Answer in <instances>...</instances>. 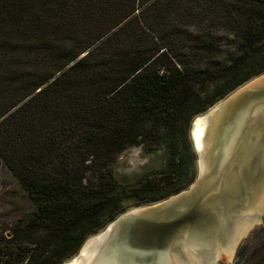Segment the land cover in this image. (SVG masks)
I'll list each match as a JSON object with an SVG mask.
<instances>
[{"label": "trees", "instance_id": "1", "mask_svg": "<svg viewBox=\"0 0 264 264\" xmlns=\"http://www.w3.org/2000/svg\"><path fill=\"white\" fill-rule=\"evenodd\" d=\"M166 2L0 0V164L30 203L0 264H62L128 209L186 189L191 119L264 72V0H176V24ZM145 145L159 167L119 179L117 156ZM236 258L264 264V217Z\"/></svg>", "mask_w": 264, "mask_h": 264}, {"label": "water", "instance_id": "2", "mask_svg": "<svg viewBox=\"0 0 264 264\" xmlns=\"http://www.w3.org/2000/svg\"><path fill=\"white\" fill-rule=\"evenodd\" d=\"M190 135L198 172L188 188L120 214L67 262L90 264L102 253L114 264L231 263L264 214V72L197 115Z\"/></svg>", "mask_w": 264, "mask_h": 264}, {"label": "rangeland", "instance_id": "3", "mask_svg": "<svg viewBox=\"0 0 264 264\" xmlns=\"http://www.w3.org/2000/svg\"><path fill=\"white\" fill-rule=\"evenodd\" d=\"M168 1L170 3L166 2L167 4L164 5L163 13L170 11L171 16H172V17L170 16V20H171L172 24H176L178 21H181V20L185 21L184 20L185 18H181V17H179L177 21L173 20V15H175V12L178 11L177 5L174 3V2H176V0H168ZM186 1L188 3H191L195 7V6L202 4L201 2L203 0H186ZM173 6H174V8H172ZM170 13L168 12L166 14L170 15ZM223 42H225V40H223ZM27 56L28 55L25 52V55L22 56V61L18 65V67L23 68L26 66L25 65L26 61L28 60V58L30 59V56H28V57ZM45 57L48 58V56H45ZM40 70H41V68L37 69V71H40ZM206 88H207V85H204V86L199 85V89L201 91H204ZM198 115H200V114H198ZM196 116H194L191 119L189 126H188V139H189L191 148H192V150L195 154V158H196L195 165H194L193 181L197 176L198 167H197V155H196L194 148H193V145H192L190 132H191L192 121ZM203 130H204L203 124L202 125H196V127L194 129V138H195V143H196L197 147L200 146V138L203 134ZM144 147H146V148H143L140 146H132V147L125 149L122 153H120L117 156L116 161H115V173L119 179H121L122 177H128V178L132 179L133 176H136V175L144 173V172L151 174V173L155 172V170L159 167L161 159H162L160 151L159 150L158 151H151L147 145H145ZM150 204H152V203H150ZM29 208H30V203H29L28 199L22 195V193L18 190V188L14 182V179L11 177V175L4 168H2V166L0 164V240L2 237H6V238L11 237L12 227L14 225L15 219L20 217L23 213L27 212L29 210ZM134 208H136V207H132V208L128 209L127 211L132 210ZM263 217H264V214L261 218V223L259 225H255L250 230L247 237L244 238L243 240H241V242L238 244V246L235 249L231 263H225L223 261H219L218 264H236L237 251H238L239 246L243 242H245L246 240L249 239L250 234L253 230L257 229L258 227H260L263 224ZM101 231H99L98 233H100ZM98 233H96V234H98ZM96 234H94V235H96ZM94 235L89 236L87 239L93 237ZM0 248H1V243H0ZM77 253L75 255H73L72 257H70L68 260H66L65 264H80V263L67 262V261L71 260L74 256H76ZM97 257L100 259H103L102 255H98Z\"/></svg>", "mask_w": 264, "mask_h": 264}, {"label": "bare ground", "instance_id": "4", "mask_svg": "<svg viewBox=\"0 0 264 264\" xmlns=\"http://www.w3.org/2000/svg\"><path fill=\"white\" fill-rule=\"evenodd\" d=\"M198 148H200V146L198 147ZM262 193H263V190H262V192L260 193V195H262ZM253 206H255V204H252ZM99 255H102V253L101 254H99ZM103 256V255H102ZM109 259V260H108ZM108 259H100V258H98V257H96V258H94L91 262H90V264H114V258H108ZM104 260V261H103ZM111 260V261H110ZM87 264H89L88 262H87ZM159 264H169V262L167 261V257H160V259H159Z\"/></svg>", "mask_w": 264, "mask_h": 264}]
</instances>
